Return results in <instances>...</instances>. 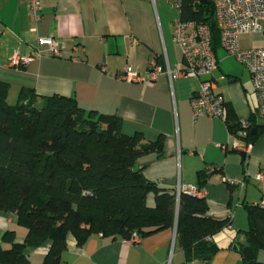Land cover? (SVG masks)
Returning a JSON list of instances; mask_svg holds the SVG:
<instances>
[{"label":"crops","instance_id":"1","mask_svg":"<svg viewBox=\"0 0 264 264\" xmlns=\"http://www.w3.org/2000/svg\"><path fill=\"white\" fill-rule=\"evenodd\" d=\"M176 1L41 0L40 19L35 24L25 0H0V81L9 85L8 99H16L20 88L40 96L71 97L85 112L118 116L126 135L140 132L142 142L161 137L162 154L138 158L135 168L164 189L196 185L207 202V215L217 219L231 215L230 226L213 236L219 249L209 264H239V254L232 246L244 240L245 205L264 207V119L257 116L248 71L219 44L214 50L217 67L213 80L225 101L223 118L193 116L190 99L199 88V78L170 80L161 73L151 79L152 60L172 70L183 61L173 38L174 22L180 19ZM48 35L62 46L60 56H52L42 47L43 53L21 69L5 66L14 53L31 54L37 47L36 38ZM238 40L242 48L264 43V38L254 33L242 34ZM126 66L140 80L122 79ZM231 115L236 121L250 119L259 131L245 155L241 147L246 141L227 127L226 118ZM201 171L206 175L202 186ZM6 231H12L17 242L26 233L14 213L0 211V244L9 248L10 244L2 241ZM47 247L48 243L28 248L29 264H41ZM257 258L264 262V251L260 250ZM182 262L174 228H168L142 236L136 244L92 234L79 245L69 236L59 264Z\"/></svg>","mask_w":264,"mask_h":264},{"label":"trees","instance_id":"2","mask_svg":"<svg viewBox=\"0 0 264 264\" xmlns=\"http://www.w3.org/2000/svg\"><path fill=\"white\" fill-rule=\"evenodd\" d=\"M180 19L206 22L215 50L219 31L211 0H181ZM8 90L0 81V211L14 213L26 233L21 242L12 231L3 234L10 247L0 244V264H29L26 250L45 243L41 264H59L69 236L79 245L92 234L125 241L133 232L141 238L175 223L180 264H209L219 249L213 236L230 226V218L207 215L204 198L180 194L177 200L176 189L159 187L135 168L138 158L162 154L161 137L142 142L140 132H122L118 116L85 112L62 95L20 88L10 104ZM226 123L231 134L240 129L232 115ZM251 124L244 140L253 143L259 131ZM205 177L199 172L200 186ZM245 208L244 240L232 248L239 264H264L257 258L264 251V207Z\"/></svg>","mask_w":264,"mask_h":264},{"label":"built area","instance_id":"3","mask_svg":"<svg viewBox=\"0 0 264 264\" xmlns=\"http://www.w3.org/2000/svg\"><path fill=\"white\" fill-rule=\"evenodd\" d=\"M25 2L29 16L36 24L40 19L41 0H25ZM211 2L219 31V45L228 56L233 57L248 71L257 100V116L264 119V43L259 47L242 48L238 40L240 35L251 33L259 34L264 38V0H211ZM174 5L180 9L181 0H177ZM31 30L35 31L36 27L33 26ZM173 38L182 52L181 66L172 70L167 64L164 67L152 60L149 63L151 79H155L161 73L167 74L170 80L179 77L199 78V88L190 99L193 116L223 118L225 101L216 90L213 80L217 60L212 49L210 26L203 21L179 19L174 22ZM36 44V49L29 55L21 56L14 53L7 59L5 66L21 69L33 56L43 53L42 47H45V52L52 56L61 55L62 46L53 35L37 37ZM121 78L127 81L140 80L130 66L125 67ZM238 122L240 129L237 135L245 138L252 124L247 119H240ZM252 145L253 143L246 142L241 150L247 153ZM225 180L228 183H237L236 180ZM180 194L200 197L202 192L196 185H179L176 188L177 200ZM228 217L231 218V215ZM139 240V235L133 232L125 241L136 244Z\"/></svg>","mask_w":264,"mask_h":264},{"label":"rangeland","instance_id":"4","mask_svg":"<svg viewBox=\"0 0 264 264\" xmlns=\"http://www.w3.org/2000/svg\"><path fill=\"white\" fill-rule=\"evenodd\" d=\"M8 101H9L10 104H13V103L15 102V99H13V98L10 97V98L8 99ZM152 199H153L152 195L149 194V198H148V203H149V204H152Z\"/></svg>","mask_w":264,"mask_h":264},{"label":"water","instance_id":"5","mask_svg":"<svg viewBox=\"0 0 264 264\" xmlns=\"http://www.w3.org/2000/svg\"><path fill=\"white\" fill-rule=\"evenodd\" d=\"M254 131V129H252V132ZM242 155H245V153H242ZM175 227H176V223L174 225V231H175Z\"/></svg>","mask_w":264,"mask_h":264}]
</instances>
